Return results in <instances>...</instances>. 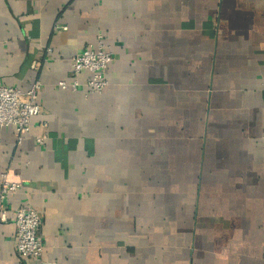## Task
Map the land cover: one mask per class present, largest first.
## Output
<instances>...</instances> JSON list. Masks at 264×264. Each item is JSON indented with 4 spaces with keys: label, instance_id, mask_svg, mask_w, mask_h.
<instances>
[{
    "label": "crops",
    "instance_id": "crops-1",
    "mask_svg": "<svg viewBox=\"0 0 264 264\" xmlns=\"http://www.w3.org/2000/svg\"><path fill=\"white\" fill-rule=\"evenodd\" d=\"M100 42L104 91L60 87ZM37 80L31 131H0L24 182L0 264H264V0H0V86ZM21 205L40 262L16 251Z\"/></svg>",
    "mask_w": 264,
    "mask_h": 264
},
{
    "label": "built area",
    "instance_id": "built-area-1",
    "mask_svg": "<svg viewBox=\"0 0 264 264\" xmlns=\"http://www.w3.org/2000/svg\"><path fill=\"white\" fill-rule=\"evenodd\" d=\"M103 39V36H100ZM49 51L51 48L48 49ZM112 53L105 49L104 43L99 47L87 46L72 59V80H62L58 85L64 89L77 90L80 85L79 76L88 71L90 76L86 81L87 92L97 94L109 85L106 69L112 61ZM42 84L34 81L27 90L14 86H0V131L13 125L17 132L18 144L22 143L25 135L31 131V120L42 112L39 102V91ZM45 127L46 123L43 124ZM46 135L37 136L39 144H43ZM23 180L12 169L0 172V222L9 219L7 199L10 194L18 192L23 187ZM17 229L16 251L22 259H33L40 262L45 249L43 240L39 237L42 217L38 210L28 205H21L15 210Z\"/></svg>",
    "mask_w": 264,
    "mask_h": 264
},
{
    "label": "rangeland",
    "instance_id": "rangeland-1",
    "mask_svg": "<svg viewBox=\"0 0 264 264\" xmlns=\"http://www.w3.org/2000/svg\"><path fill=\"white\" fill-rule=\"evenodd\" d=\"M104 47H105V49H107L105 45H104ZM107 50H108V49H107ZM109 64H110V63H109ZM108 66H109V65H108ZM107 68H108V67H107ZM106 70H107V69H106ZM106 77H107V76H106Z\"/></svg>",
    "mask_w": 264,
    "mask_h": 264
}]
</instances>
